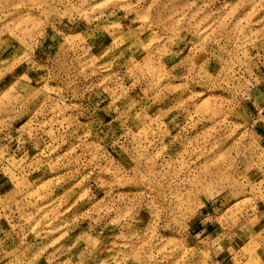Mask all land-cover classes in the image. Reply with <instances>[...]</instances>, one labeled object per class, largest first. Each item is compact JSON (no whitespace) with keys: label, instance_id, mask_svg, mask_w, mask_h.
I'll list each match as a JSON object with an SVG mask.
<instances>
[{"label":"rangeland","instance_id":"rangeland-1","mask_svg":"<svg viewBox=\"0 0 264 264\" xmlns=\"http://www.w3.org/2000/svg\"><path fill=\"white\" fill-rule=\"evenodd\" d=\"M0 264H264V0H0Z\"/></svg>","mask_w":264,"mask_h":264}]
</instances>
